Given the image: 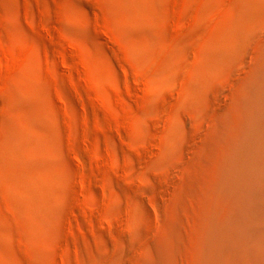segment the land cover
Here are the masks:
<instances>
[{
	"label": "bare ground",
	"instance_id": "obj_1",
	"mask_svg": "<svg viewBox=\"0 0 264 264\" xmlns=\"http://www.w3.org/2000/svg\"><path fill=\"white\" fill-rule=\"evenodd\" d=\"M182 2L157 42L132 45L144 97L113 185V252L79 264H264V0ZM27 180L9 185L0 264H44L56 242L50 177Z\"/></svg>",
	"mask_w": 264,
	"mask_h": 264
},
{
	"label": "rangeland",
	"instance_id": "obj_2",
	"mask_svg": "<svg viewBox=\"0 0 264 264\" xmlns=\"http://www.w3.org/2000/svg\"><path fill=\"white\" fill-rule=\"evenodd\" d=\"M182 1L138 13L128 0H0V214L11 216L10 183L48 173L57 238L44 264L112 254L113 185L128 177L144 97L132 45L157 42Z\"/></svg>",
	"mask_w": 264,
	"mask_h": 264
}]
</instances>
